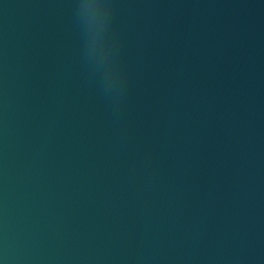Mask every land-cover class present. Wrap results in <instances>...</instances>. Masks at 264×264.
Wrapping results in <instances>:
<instances>
[{
	"label": "water",
	"instance_id": "water-1",
	"mask_svg": "<svg viewBox=\"0 0 264 264\" xmlns=\"http://www.w3.org/2000/svg\"><path fill=\"white\" fill-rule=\"evenodd\" d=\"M0 264H264V0H0Z\"/></svg>",
	"mask_w": 264,
	"mask_h": 264
}]
</instances>
